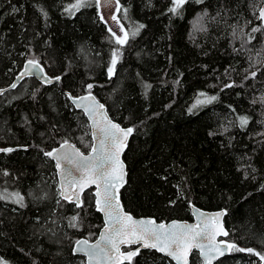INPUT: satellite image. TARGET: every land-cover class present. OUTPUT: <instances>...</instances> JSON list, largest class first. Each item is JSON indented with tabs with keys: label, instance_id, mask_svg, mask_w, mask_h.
Listing matches in <instances>:
<instances>
[{
	"label": "trees",
	"instance_id": "1",
	"mask_svg": "<svg viewBox=\"0 0 264 264\" xmlns=\"http://www.w3.org/2000/svg\"><path fill=\"white\" fill-rule=\"evenodd\" d=\"M72 3L0 0V88L28 59L61 77L49 85L27 77L0 94V148L16 149L0 152V193L24 197L23 207L0 199V264H80L73 243L91 240L89 232L102 226L91 190L80 208L58 200L54 162L44 155L63 140L80 148L82 127L89 137L85 116L66 94L84 93L88 84L113 119L135 129L123 154L127 210L167 220L190 219V203L224 208L227 239L264 254V32L251 33L261 0H191L179 15L169 11L172 0H119L130 37L123 46L94 0L75 14L65 11ZM118 47L121 59L109 77ZM251 71L257 76L245 80ZM23 83L27 90L15 92ZM201 92L218 99L190 112ZM240 116L249 120L243 128ZM133 259L124 264H174L150 249ZM190 263L200 264L196 252ZM213 264L264 261L231 250Z\"/></svg>",
	"mask_w": 264,
	"mask_h": 264
},
{
	"label": "snow or ice",
	"instance_id": "2",
	"mask_svg": "<svg viewBox=\"0 0 264 264\" xmlns=\"http://www.w3.org/2000/svg\"><path fill=\"white\" fill-rule=\"evenodd\" d=\"M96 2L99 5L100 0H96ZM188 2H191V0H172L173 7L169 11L179 15L182 6ZM196 2L200 3L202 0H196ZM118 3L119 0H117ZM85 5L86 0H75V3L70 4L65 11L75 14ZM116 11L127 13V9H121L120 7ZM100 18L101 20L104 19L103 16ZM111 19L116 22L119 26V32L122 33L120 35L112 28L108 29L114 38L115 44L118 46L127 45L130 39L129 33L117 16L114 15ZM257 19L260 23L251 28L252 34L264 32V7L259 10ZM143 27V24L138 25L131 36L135 37ZM194 27L197 30L200 29V18H197ZM251 39H255V36H252ZM120 59L121 52L118 47L112 52L108 68L109 77L114 75ZM22 76H33L44 84L61 80L60 76H48L38 58L26 61L24 71L21 73ZM256 76L257 72L251 71L244 79L247 80ZM233 86H235L234 83L225 85L226 88ZM15 87L16 84L13 83L11 88ZM92 87V84L87 85L89 92L85 96L73 97L71 93L67 94L69 99L81 108L92 122L90 153L84 155L79 148L67 140L63 141L58 148L44 152L46 157L54 159L56 162L61 177L60 197L80 208L84 204L81 194L85 189L94 185L96 189V208L105 216V227L100 238L94 244H90L87 239L77 240L74 252L83 253L87 257L88 264H124L125 261L131 262L132 258L138 255L140 248L156 249L177 261H183V264H187V256L193 249L200 250L207 264H212L216 256L223 255L225 250L247 251L254 253L259 256L260 260L264 261V254L256 252L255 249L238 248L235 243H227L222 240L216 241L217 236L228 235L221 219L226 214L223 211L211 216L200 213V218H198L196 224L173 221L167 225L164 223L157 224L154 219L137 220L124 211L120 203V189L126 183V171L121 154L127 148L128 139L135 129L133 127L124 128L121 124L109 118L105 106L99 103L96 97L91 94ZM3 91V89H0V93ZM217 99L216 95L208 96L206 93L201 92L189 111L191 112L200 105L211 104ZM239 121L242 128L249 123L248 118L245 116H240ZM15 150L12 147L0 148L2 153H11ZM7 198H14L16 204L21 207L24 206V197L19 193H0V199ZM71 220L73 222L71 226L75 227L77 217L73 216ZM121 245H138V247L135 250L122 252ZM224 245H226V248Z\"/></svg>",
	"mask_w": 264,
	"mask_h": 264
},
{
	"label": "water",
	"instance_id": "3",
	"mask_svg": "<svg viewBox=\"0 0 264 264\" xmlns=\"http://www.w3.org/2000/svg\"><path fill=\"white\" fill-rule=\"evenodd\" d=\"M96 5H97V3H96ZM118 7H121V6H120V3L117 4V0H100L99 5H97V13H98L99 18H100L101 16L104 17L103 20H101V18H100V20L103 22V24L106 26L107 29L112 28L113 30L117 31L118 34L122 35V33L119 32V26L116 24V22L112 21V19H111V17L114 16V15L118 17V13H119V12L116 11V9H117ZM262 7H264V0H262L261 4H260V6H259V8H258V10H257V16H258V14H259V10H260ZM118 19H119V17H118ZM106 21H107V22H106ZM119 21H120V19H119ZM120 23L122 24L121 21H120ZM25 63H26V62H24L23 66H22V69L19 71L18 75H16V76L14 77V79L12 80V82H11L9 85H7V86H5V87H3V88H0V89H3V90H4L3 92H5V91L8 90V89H13V88H11V85H12L13 83H15L16 86H17V85L21 82V80H23L24 78H27V77H33V76H22V77H21V73L24 71V65H25ZM40 63H41V62H40ZM48 76H49V75H48ZM50 77H51V76H50ZM33 78L36 79L38 82H40V83L43 84V85H49V84H44L41 80H39V79H37V78H35V77H33ZM53 83H55V81H54ZM51 84H52V83H51ZM3 92H2V93H3ZM88 92H89V89L86 87V92L81 93V94H78V95H72V96H73V97H81V96H85V95H87ZM2 93H0V94H2ZM66 94H68V92H67ZM91 94H92L93 96H95L92 92H91ZM67 96H68V95H67ZM95 97H96V96H95ZM68 98H69V97H68ZM96 99H97V101H99V103H102V104L105 106V111L107 112L109 118L113 119V118L111 117L110 113L108 112L106 105H105L101 100H99L97 97H96ZM69 100H70V103L72 104L73 108L76 109V110H79V111L85 116V118H86V120H87V122H88L89 135H90L91 143H92V135H91V134H92V128H91V123H92V122H91V120L88 118V116L83 112V110H82L81 108L77 107V106L73 103V101H72L71 99H69ZM113 120H114V122L119 123V122L116 121L115 119H113ZM119 124H121V123H119ZM121 126L124 127V128L131 127L130 125H122V124H121ZM129 139H130V137H129ZM129 139H128V141H129ZM64 141H65V140H64ZM62 142H63V141H62ZM62 142H61V143H62ZM68 142L71 143V144H73V145H75L77 148H79V147H78L76 144H74L73 142H70V141H68ZM61 143L57 144L56 146H54L53 148H51L49 151H51V150L54 149V148H58V147L60 146ZM79 150H80L82 153H84V155H88V154L90 153V148L88 149V152H83L80 148H79ZM125 150H126V148L124 149L123 153L121 154V159L123 160V162H124V166H125V171H126L125 181H126V180H127V167H126V163H125V161H124V159H123V154H124ZM48 158H49V157H48ZM50 159H51V158H50ZM51 160H53V162H54V169H55V173H56V178H57V182H58V187H59V190H60V179H61V177H60L59 171H58V169H57V167H56V162H55V160H54V159H51ZM125 184H126V183H125ZM125 184H124V185H125ZM122 188H123V187H122ZM122 188H121V189H122ZM121 189H120V190H121ZM87 190H91V193H92V195H93L94 209H95V211H97V212L101 215V219H102V226L99 228L96 238H95L94 240H92V241H89V240H88V242H89L90 244H94V243L100 238L101 232L103 231V229H104V227H105V216H104V213L98 211L97 208H96V204H95V199H96V198H95V191H96V189H95V186L93 185V186H91V187L85 189L84 192H86ZM84 192L81 194V199H82V196H83ZM59 196H60V195H59ZM64 201H65V200H64ZM66 202H68V201H66ZM120 203H121V206L124 208V211L127 212V213H129V214H131V215L133 216L134 219H137V220H139V219H154V220L157 222V224H159V223H164V224H166V225H167V224H171V222H173V221H178V222H181V223H187V224H196V223L198 222V218H200V217H199V214H200V213H203L205 216H211V215H213V214H215V213H217V212H221V211H223V212L226 213V210H225L224 208H217V209L207 210V209H203V208L197 207V206L193 205L192 203H190V205H189V207H190V214H191V218H190V219H177V218H171V219H167V220H165V219H163V220H157V219H155V218L152 217V216H136V215L132 214L129 210H127V209L124 207V205H123V203H122V201H121V198H120ZM224 216H225V215H224ZM224 216H223L221 219H222V223H223V225H224V229L228 232V229H227V227H226L225 224H224ZM84 239H86V238H84V237H80V238H78L77 240H84ZM77 240H76V241H77ZM221 240H222V241H225V242H227V243H234L233 241L228 240V239H227V236H217V237H216V241H217V242H219V241H221ZM76 241H75V242L73 243V245H72V253L75 254V255H81V256H83V258H84V264H88L87 257H86L83 253H77V252H74V248L76 247ZM205 243H206V242H205ZM130 246H134V248H132V249H130V250H135V249L138 247V245H121V251H122V252H123V251H129V250H127V249L125 250V247H130ZM224 247L226 248V245H224ZM143 249H146V248H140V250H143ZM150 250H154V251H156L157 253H159L160 255H162V256H164V257H167V258L170 259L174 264H183V261H177V260H175L174 258H172L171 256H168L166 253L159 252V251L156 250V249H150ZM193 252H196V253H197V255H198V257H199V259H200V261H201V264H207V262H206L204 256L201 254V252H200L199 249H193V250L188 254V256H187V264H191V263H190V255H191ZM230 252H231V250H225L224 253H223V255H217L216 258L212 261V264L215 263V262H216L217 260H219L220 258L229 255ZM133 258H134V257H133ZM133 258H132V259H133ZM125 262H129V261H125Z\"/></svg>",
	"mask_w": 264,
	"mask_h": 264
},
{
	"label": "rangeland",
	"instance_id": "4",
	"mask_svg": "<svg viewBox=\"0 0 264 264\" xmlns=\"http://www.w3.org/2000/svg\"><path fill=\"white\" fill-rule=\"evenodd\" d=\"M95 1V4L97 3L96 2V0H94ZM261 2H262V0H261ZM97 6V5H96ZM259 8V7H258ZM126 30V29H125ZM24 81H26V80H24ZM28 86H29V84L28 83H23L21 86H20V88L17 90V91H15V92H25V89L26 88H28ZM31 86H33V84H31ZM32 88H34V87H32ZM27 90V89H26ZM9 97H11V95L9 96ZM82 125V124H81ZM88 126V125H87ZM79 130V132H77V134L78 135H81V139H82V146L80 147V149L83 151V152H88V149L90 148V145H91V138H90V135H89V127H88V130H86L87 132H88V138H87V136L85 135V136H83V127L81 128V129H78ZM87 132H86V134H87ZM54 173V175H55V177H54V179H56V180H54V181H52V186H53V189H54V192H55V194H56V196L58 197V200H62V198L59 196L60 194H59V187H58V182H57V178H56V173H55V171L53 172ZM83 197V196H82ZM13 201H14V199H12ZM83 200V199H82ZM87 224L89 225V220H87ZM86 227H87V225H86ZM99 227H101V226H98L96 229H95V232H94V229H92L91 230V232H89V234H88V238H95L96 236H97V233H98V228ZM92 228V226H90L88 229H91ZM84 238H86V237H84ZM78 239V238H77ZM87 239V238H86ZM91 239V240H92ZM88 240V239H87ZM90 240V239H89ZM80 256V261H79V263L80 264H84V258H83V256H81V255H79ZM134 260V259H133ZM133 260H131V261H133ZM200 264H201V261H200Z\"/></svg>",
	"mask_w": 264,
	"mask_h": 264
},
{
	"label": "flooded vegetation",
	"instance_id": "5",
	"mask_svg": "<svg viewBox=\"0 0 264 264\" xmlns=\"http://www.w3.org/2000/svg\"><path fill=\"white\" fill-rule=\"evenodd\" d=\"M64 141V140H63ZM71 142V141H70Z\"/></svg>",
	"mask_w": 264,
	"mask_h": 264
},
{
	"label": "bare ground",
	"instance_id": "6",
	"mask_svg": "<svg viewBox=\"0 0 264 264\" xmlns=\"http://www.w3.org/2000/svg\"><path fill=\"white\" fill-rule=\"evenodd\" d=\"M20 70V69H19Z\"/></svg>",
	"mask_w": 264,
	"mask_h": 264
}]
</instances>
